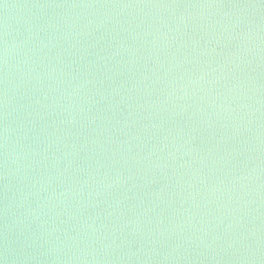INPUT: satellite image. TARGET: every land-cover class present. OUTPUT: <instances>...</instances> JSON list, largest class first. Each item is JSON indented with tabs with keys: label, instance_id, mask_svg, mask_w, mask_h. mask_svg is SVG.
<instances>
[{
	"label": "water",
	"instance_id": "1",
	"mask_svg": "<svg viewBox=\"0 0 264 264\" xmlns=\"http://www.w3.org/2000/svg\"><path fill=\"white\" fill-rule=\"evenodd\" d=\"M0 264H264V0H0Z\"/></svg>",
	"mask_w": 264,
	"mask_h": 264
}]
</instances>
